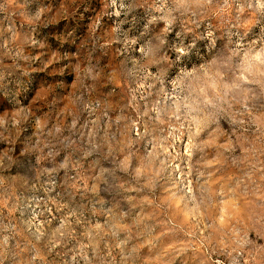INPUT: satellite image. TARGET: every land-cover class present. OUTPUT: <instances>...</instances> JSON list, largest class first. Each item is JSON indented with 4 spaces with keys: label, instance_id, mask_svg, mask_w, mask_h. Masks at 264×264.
<instances>
[{
    "label": "rangeland",
    "instance_id": "obj_1",
    "mask_svg": "<svg viewBox=\"0 0 264 264\" xmlns=\"http://www.w3.org/2000/svg\"><path fill=\"white\" fill-rule=\"evenodd\" d=\"M108 3L105 9V0H94L88 23L101 12L111 13L101 17L106 30L125 19L120 5L127 0ZM213 3L214 14L197 30L202 34L229 16L224 0ZM232 23L212 31L217 56L198 59L210 41H197L181 63L190 70L194 63L200 72L178 86L169 83L160 92L159 83L146 80L138 86L115 75L102 84L96 99L105 107L90 105L94 110L83 113L77 125L99 115L97 135L103 138L105 130L108 135L80 168L39 176L35 168L28 175L13 169L12 175L27 184L8 179L5 171L2 264H264V254L257 251L264 246V44L258 25L245 34ZM27 27L21 17L0 13V43L13 29L18 40L29 35ZM51 31L30 35L55 51L58 41ZM30 47L21 45L25 52ZM111 58L107 54L101 63ZM3 64L11 65L12 58L3 57ZM10 70L0 96L7 95ZM15 111L6 101L0 105V116ZM71 121V115L64 117L66 124ZM82 131H91V124ZM8 147L0 141V151ZM241 229L247 230L246 239ZM236 232L238 247L231 244ZM221 240L226 249L219 247Z\"/></svg>",
    "mask_w": 264,
    "mask_h": 264
},
{
    "label": "clouds",
    "instance_id": "obj_2",
    "mask_svg": "<svg viewBox=\"0 0 264 264\" xmlns=\"http://www.w3.org/2000/svg\"><path fill=\"white\" fill-rule=\"evenodd\" d=\"M93 3L94 0H0V13L21 17L22 27L27 24L24 31L29 33L18 40L13 29V35L0 43V86L5 70L11 69L7 72L11 78L7 95L0 96V105L6 101L16 109L12 114L5 112L0 116V141L9 144L7 150L0 151V184L5 182V171L8 179H21L27 184L23 177L12 175L13 169L28 175L35 168L39 176L69 166L80 168L84 157L101 148L108 133L105 130L103 138L97 135L100 116L86 120L81 126L77 120L83 113L94 110L92 104L95 110L105 107L96 97L102 84L113 75L138 86L151 80L153 84L159 83L160 92H164L166 84L178 86L181 79L200 72L194 63L190 70L181 61L197 47V41L204 39L210 44L204 53H197L198 59L217 56L212 31L228 25L229 20L234 21L231 27L243 28L245 34L252 25H258V39L264 44V0H224L222 7L229 16L222 25H208L206 34L197 30L202 22L207 25V17L214 14L212 9L217 5L213 0H127L120 5L125 9V19L114 22L110 30H106V21L101 23V17L110 18L111 13L101 12L88 23ZM33 5L34 10L30 8ZM109 6L105 0V9ZM124 23L129 24L127 29L121 28ZM41 29L52 30L49 35L58 41L55 51L31 37L32 32L39 34ZM174 29L175 37L170 40ZM22 44L32 47L25 52ZM114 44L119 45L115 50ZM107 54L112 58L104 65L101 60L107 59ZM261 54L264 55V48ZM5 56L12 58L11 65L3 64ZM18 61L24 62L23 65ZM260 74L264 77V60ZM239 82L240 78L234 87ZM213 107L218 109L217 115L221 114L218 104ZM67 115L72 117L70 124L64 122ZM89 124L91 131L84 133L82 129ZM46 163L51 167L45 168ZM240 231L246 239L247 230ZM238 237L236 232L231 239V244L237 247ZM228 246L223 240L219 242L221 249ZM257 251L264 254V246Z\"/></svg>",
    "mask_w": 264,
    "mask_h": 264
}]
</instances>
